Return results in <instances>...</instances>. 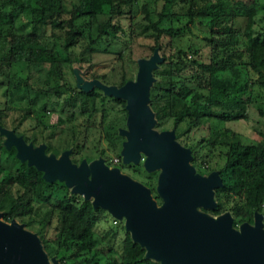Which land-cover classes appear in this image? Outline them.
I'll list each match as a JSON object with an SVG mask.
<instances>
[{
  "label": "trees",
  "instance_id": "16d2710c",
  "mask_svg": "<svg viewBox=\"0 0 264 264\" xmlns=\"http://www.w3.org/2000/svg\"><path fill=\"white\" fill-rule=\"evenodd\" d=\"M158 1L162 3L161 9L156 12V20L152 21L148 3L140 7L144 19L149 23L148 28L154 31L155 46L152 50H158L156 52L163 59V71L153 72L156 80L148 87L147 102L152 104L165 100L163 118L171 119L175 128L183 122H187L190 128H197L200 121L206 118L221 121L245 119L243 109L248 98L247 76L250 73L264 74V31L256 32L253 29L256 10L264 9V2L228 0L231 4L224 8L223 0H154ZM197 1L203 3L197 4ZM50 2L0 0V86H5L9 97L22 88L21 97L31 104L37 98H45L39 107L42 110L47 109V100L61 98L58 111L67 118H58L59 137L53 143L48 142L44 150V153L56 156L68 149L71 124L77 116L93 118L99 113L104 121L106 102L115 103L121 114L127 116L125 99L107 96L95 86L88 90L76 87L65 79L63 66L70 60V49L85 38L84 26L93 28V31L86 35L88 45L81 53L91 54L95 52L93 45L106 35L109 27L118 28L111 24V20L134 14L139 0H77L70 10H65L61 5L56 10L47 7ZM175 7L182 10L180 15L172 11ZM62 14H66L67 18H60ZM179 16H183L185 22L182 26H173L174 18L180 21ZM100 18L104 20L101 23ZM237 19L244 20L242 28L234 23ZM221 21L226 24L219 26ZM195 22H207L210 30L205 41L210 51L208 62L198 59L199 49L193 45H188L186 49L173 47L174 40ZM215 22L218 27L216 24V28H212ZM170 50L174 52L165 54ZM187 53L190 54L189 58ZM12 62L47 63V78L53 80V85L48 84L44 90L34 89L26 83L23 86L14 83L4 73ZM127 82L122 75L119 85ZM29 111L26 109L25 115ZM64 122L70 124L64 128ZM104 124L109 125L108 122ZM105 133L111 138L108 130L105 129ZM112 135L115 136L116 131ZM205 141L209 147L203 158L208 159L217 148L221 164L216 169L205 167L202 170V164L196 165L195 162L199 152H194L192 147H189V161L202 177L216 172L220 185L212 191V205L208 208L197 207L196 210H201L207 216L227 214L232 228L244 223L253 225L255 215L260 214L264 226V142L243 143L235 133L223 134L219 141ZM79 147L75 145V148ZM144 174L150 179L146 186L160 205L162 199L156 195L151 182L157 178L156 171H144ZM51 200L58 213L56 248L45 240L41 229L35 230V233L49 257L55 256L59 250L68 253L60 257V264H160L159 260L146 257L145 249L131 239L128 231H124L120 239L118 255H112L115 239L107 246L105 253L108 254H104L97 246L94 232L96 224L106 217L104 209L93 207L90 201L83 200L60 180L42 179L39 170L33 164L15 157V149L7 148L0 136L2 221L10 223L17 220L26 227H32V217L36 215L33 203L49 205ZM25 217L28 219L25 220ZM112 236H117V233H112Z\"/></svg>",
  "mask_w": 264,
  "mask_h": 264
},
{
  "label": "rangeland",
  "instance_id": "374dc122",
  "mask_svg": "<svg viewBox=\"0 0 264 264\" xmlns=\"http://www.w3.org/2000/svg\"><path fill=\"white\" fill-rule=\"evenodd\" d=\"M76 1L77 0H51L46 6L54 7L56 10L57 7L61 5L65 10H70ZM259 1L264 2V0ZM143 3H148L152 21L156 20V12H159L161 9L162 1L139 0L134 14H126L111 20V24L118 28L113 29V27H109L107 29L108 32L106 35L101 36L93 45L95 48L94 53L88 54V52L85 51L84 54L81 53L88 45L86 35L93 31L91 27H83L85 38L70 49V60L68 62L66 61L63 66L64 77L68 82L80 88L91 81H96L104 87H120L121 85H119V83L122 75L127 78L128 82H134L136 80L138 61L147 60L152 56L153 51H155L152 50L155 46L153 39L154 31L148 28L149 23L144 19V12H142L140 8ZM196 3L202 4L203 1H197ZM221 3L224 8L229 7L231 4L228 0H223ZM172 11L177 12L179 15L182 13V10L178 7H175V10ZM182 17L179 16L180 21L174 18L173 26H182L185 22V18ZM60 18H67V15L62 14ZM254 18L255 24L253 25V29L256 32L264 31V9L256 10ZM103 21L104 20L100 18V23ZM223 22L224 21H221L219 26L226 24ZM234 23L237 24L239 28H242L244 20L237 19ZM216 24L217 22L212 24V28H216ZM163 25L166 26L167 23L164 22ZM80 27L82 26L80 25ZM209 31L207 22L202 24H197V22H195L194 25H190L189 30L184 29L182 36L174 40L173 47L175 49H186L188 45H193L194 48L199 49L198 59L208 62L210 51L209 48L206 47L205 41H207L206 37ZM172 52L174 51H165V54H171ZM156 53L158 57L161 58V61L156 63L155 68L151 70V82L156 80V76H153V72L163 71V66H161L163 59L159 56L158 52ZM187 54V58H189L190 54ZM8 66V68L6 67L4 69V73L9 76L11 81L19 83L21 86L26 83L34 89L40 88L45 90L48 84L51 83V85H53V80L51 81L50 78H47L49 66L47 63L32 62L25 64L23 62H12ZM247 77L248 98L245 100L243 109L246 115L245 119L221 121L215 118H206L200 121V125L197 128H190L187 122L180 123L178 127L175 128L171 119L163 118L166 112V101L163 100L152 104L147 102V108L152 114V130L158 133L165 131L172 132L174 140L181 147L189 151V147H192L194 152H199L195 161L196 165L199 163L202 164L200 167L202 170L205 169V167L216 169L221 164L220 158L217 157L218 149L214 148L208 159L203 158L209 147V144H207L205 140L216 139L219 141L223 134L231 135L235 133L243 143L264 142V74L259 75L250 73ZM21 92L22 88L18 93L9 97L5 91V86H0V136H2L7 148L13 147L15 149V157H17L18 150L14 145H7V138L3 131L12 133L14 137L21 139L24 145L30 146L33 151L39 147H43V150H45L48 142L53 143L59 137L60 127L57 126L58 118H67L58 111L62 104L61 98L47 100V109L42 110L39 107H41L45 98H37L34 103L31 104L21 97ZM106 108L107 114L104 121L100 118L99 113L93 116V118L77 116L71 124L72 134L68 136V149L56 156L52 153L44 154L58 159L66 152L69 163L76 167H78L81 162H85L87 166H90L93 162L101 160L103 165L109 170L116 169L120 176L127 177L131 181L137 182L142 187H145L149 191L150 198L159 207L160 205L157 204V201L153 197V192L146 186V184L150 183V179L147 178L144 171H156L158 178L160 170H147L145 168L146 156L141 153L138 155L135 162L123 161V151L126 149L127 143V137L125 135V132H127V116L124 117L119 111V107H116V104L113 102H106ZM26 109L30 110L27 115H25ZM106 122H108V126H105L104 123ZM69 124V122H64L63 127L65 128ZM105 129L111 133V138L105 133ZM115 131L116 135L114 136L112 133ZM175 134H177V138ZM76 144L80 147L75 148ZM100 151L103 153L100 154ZM202 162H205L204 165ZM189 165L192 167L194 174H198L197 168L192 166L191 161H189ZM39 172L41 173L42 179H44V172L42 170H39ZM203 177H206V175H203ZM157 178L155 181L151 180V182L154 186L156 195H159L157 192ZM54 180H60L65 185L64 180L58 178ZM67 188L72 190L73 187L70 186ZM79 195L83 200L90 201L92 205L91 197L85 198L82 193ZM52 201L53 200H51L49 205L34 202L36 215L32 217V227H26L22 224V229L36 236L35 230L41 229L45 240H47L53 248H56L59 235L55 230V228L58 227V213L52 206ZM104 211L106 212L105 219L99 221L94 228L97 246L107 255L108 253H105L107 251V246L115 239L112 255H118L120 252V239L123 236V232L127 231L125 228V219L123 216L115 218L108 210L104 209ZM196 211L201 213L199 209ZM262 217L264 218V204ZM27 219L28 218L25 217V220ZM0 222H2L1 218ZM17 223L19 222L17 221ZM238 228L233 229L238 230ZM262 229L264 238L263 225ZM115 232L117 233V236H115L116 238L112 236V233ZM42 251L46 255L48 264H60V257L68 254L65 251L59 250L55 256L49 257L43 248Z\"/></svg>",
  "mask_w": 264,
  "mask_h": 264
},
{
  "label": "water",
  "instance_id": "95a60500",
  "mask_svg": "<svg viewBox=\"0 0 264 264\" xmlns=\"http://www.w3.org/2000/svg\"><path fill=\"white\" fill-rule=\"evenodd\" d=\"M156 51L147 60L138 61L134 82L120 87H104L96 81L81 86H95L107 96L126 100V149L123 161L135 162L146 156L147 170L159 169L157 192L162 199L158 207L149 191L109 170L101 160L87 166L71 165L64 152L58 159L46 156L43 147L33 151L21 139L7 131V145H14L17 157L27 160L44 172V179L64 180L72 192L92 198L93 207L108 210L113 217L125 219V228L133 241L145 249L146 257L160 264H264V238L261 215L253 225L244 223L235 230L230 217H211L196 211L212 205V191L220 183L216 172L206 177L194 174L189 165L190 152L181 147L172 132L152 130V114L147 108L151 70L160 62ZM12 220L0 222V264H48L37 236Z\"/></svg>",
  "mask_w": 264,
  "mask_h": 264
}]
</instances>
